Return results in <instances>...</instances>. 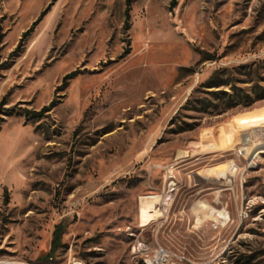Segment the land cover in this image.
Masks as SVG:
<instances>
[{"label":"rangeland","instance_id":"1","mask_svg":"<svg viewBox=\"0 0 264 264\" xmlns=\"http://www.w3.org/2000/svg\"><path fill=\"white\" fill-rule=\"evenodd\" d=\"M125 6L0 0V264H264V0Z\"/></svg>","mask_w":264,"mask_h":264},{"label":"trees","instance_id":"2","mask_svg":"<svg viewBox=\"0 0 264 264\" xmlns=\"http://www.w3.org/2000/svg\"><path fill=\"white\" fill-rule=\"evenodd\" d=\"M48 8H49V6H47L45 9H43V11L41 12V15H40L39 19L45 14V12L48 10ZM129 10H130V0H126V6H125V23H127L128 20H129ZM36 22L37 21L33 22L32 26L30 28H28L26 31L23 32V35H22L19 43L17 44V46L15 47V49H14L13 52H17L18 50H20V48H21V42H22L23 38L30 33V31L32 30V28L36 24ZM1 40H2V32H1V29H0V43H1ZM1 67H2V63H0V68ZM74 74H75L74 71L65 74L63 76V78H62V82L65 84L67 82V80L69 78H71ZM207 84L209 85V87H212V86H216L217 87V86H220V85H222L224 83H216L214 81H213V83H211V80H208L207 81ZM262 94L263 93L257 92L255 94V96H257V97H264V95H262ZM242 100H243L242 103H237L236 102V99H234V97L231 95V97L229 99V105H228L227 108H232V107L236 106L237 104H240L243 107H249L254 102L255 97L246 93L244 99H242ZM2 104L3 103L0 102V106ZM53 105H54V101H51L50 104L43 106L39 111H34L32 113V115L33 116H40L44 112L48 111L50 109V107L53 106ZM27 113L28 114H31L30 112H27ZM61 231H62L61 225H59V224L56 225L55 228H54V230H53L52 250L55 248V245L57 244V242L60 239ZM141 264H143V263H141Z\"/></svg>","mask_w":264,"mask_h":264},{"label":"bare ground","instance_id":"3","mask_svg":"<svg viewBox=\"0 0 264 264\" xmlns=\"http://www.w3.org/2000/svg\"><path fill=\"white\" fill-rule=\"evenodd\" d=\"M162 203H163L162 195H159V194L145 195L140 200V203H139V208H138V213H137L139 224L146 223L149 219L153 218L154 215L157 214V211H159L160 205Z\"/></svg>","mask_w":264,"mask_h":264},{"label":"built area","instance_id":"4","mask_svg":"<svg viewBox=\"0 0 264 264\" xmlns=\"http://www.w3.org/2000/svg\"><path fill=\"white\" fill-rule=\"evenodd\" d=\"M247 215V213L245 211H242L240 213V217L243 218ZM168 258V254L166 253V251L164 249H159L157 251V253H155L153 255V257L151 258V262H149V264H163ZM71 264H83L81 261H73Z\"/></svg>","mask_w":264,"mask_h":264}]
</instances>
